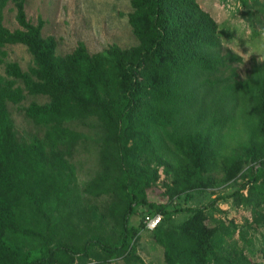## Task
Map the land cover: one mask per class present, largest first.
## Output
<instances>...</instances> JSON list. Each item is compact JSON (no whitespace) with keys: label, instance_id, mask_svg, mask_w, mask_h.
Returning <instances> with one entry per match:
<instances>
[{"label":"trees","instance_id":"obj_1","mask_svg":"<svg viewBox=\"0 0 264 264\" xmlns=\"http://www.w3.org/2000/svg\"><path fill=\"white\" fill-rule=\"evenodd\" d=\"M9 3L15 30L4 23ZM26 3L0 0V264H147L138 243L155 214L165 264H264V247L262 262L247 252L250 231L264 228V63L241 79L242 58L197 0H131L136 45L90 53L79 42L66 55ZM9 45L27 48L28 70L8 60ZM28 96L48 101L24 107L37 128L27 140L10 104ZM238 123L248 137L227 152ZM89 142L98 170L80 185L73 158ZM161 171L166 191L156 197ZM223 185L231 190L207 205H174ZM221 200L251 219L226 224L214 212Z\"/></svg>","mask_w":264,"mask_h":264},{"label":"rangeland","instance_id":"obj_2","mask_svg":"<svg viewBox=\"0 0 264 264\" xmlns=\"http://www.w3.org/2000/svg\"><path fill=\"white\" fill-rule=\"evenodd\" d=\"M205 11L211 13L219 25V37L225 50H230L242 58L238 67L241 79H246L253 64L264 63V0H197ZM26 12L28 19L37 23L39 17L45 21L43 35L54 36L58 41L57 53L66 55L71 53L79 42H84L90 53H99L112 45L121 48H129L137 44L129 23V14L132 12L131 0H27ZM15 11L12 3L5 10V26L10 30L19 28L15 19ZM8 60L18 62L26 71L33 65V58L23 45H9L6 47ZM3 73V69H0ZM46 103V97L28 96L21 105L10 104V111L15 122V129L20 137L29 139L37 131L34 124L25 117L24 107L31 102ZM237 125V126H236ZM229 132L227 152L236 147L240 140L244 141L248 134L241 124H236ZM237 127V129H235ZM80 131L88 129L81 127ZM76 165L77 178L80 185L90 181L98 170L97 147L92 142L88 145L81 144L73 158ZM161 173L159 183L155 187L154 194L163 195L166 191L163 186L165 176ZM221 178L220 174L216 175ZM241 181L238 182L240 184ZM231 190L227 185L215 188L196 198H188L186 195L175 200L178 208L207 205L208 202L219 195H224ZM215 216L225 221L226 224L233 220L235 224L243 226L245 219L251 214L244 208H236L232 200L219 201L216 205ZM174 208L171 207V209ZM219 210V211H217ZM131 217V225H139L142 222L141 212ZM221 211V213H220ZM177 223H181L188 217L187 213L175 216ZM211 225V224H210ZM264 228L251 230L249 237L253 243L248 245L247 252L255 260L262 262L263 246L262 233ZM238 238V234L236 235ZM245 246L244 243L241 242ZM138 253L147 264H165L164 250L154 239L152 232L144 230L138 243ZM92 264V263H90ZM112 264H126L120 260Z\"/></svg>","mask_w":264,"mask_h":264},{"label":"built area","instance_id":"obj_3","mask_svg":"<svg viewBox=\"0 0 264 264\" xmlns=\"http://www.w3.org/2000/svg\"><path fill=\"white\" fill-rule=\"evenodd\" d=\"M162 220H163V216L161 214L146 215L144 218V224L146 230L153 232L159 227Z\"/></svg>","mask_w":264,"mask_h":264},{"label":"clouds","instance_id":"obj_4","mask_svg":"<svg viewBox=\"0 0 264 264\" xmlns=\"http://www.w3.org/2000/svg\"><path fill=\"white\" fill-rule=\"evenodd\" d=\"M262 60H264V57H261Z\"/></svg>","mask_w":264,"mask_h":264}]
</instances>
